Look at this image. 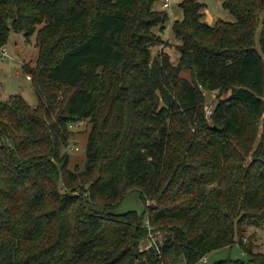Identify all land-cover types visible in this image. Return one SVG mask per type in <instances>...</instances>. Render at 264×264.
I'll return each instance as SVG.
<instances>
[{"label": "trees", "instance_id": "1", "mask_svg": "<svg viewBox=\"0 0 264 264\" xmlns=\"http://www.w3.org/2000/svg\"><path fill=\"white\" fill-rule=\"evenodd\" d=\"M157 1L0 0V48L11 31L37 48L24 70L37 104L0 102V264H196L235 243L246 261L212 264H264L236 239L245 224L264 231V0H222L234 20L214 25L181 0L177 63L151 53L171 16ZM132 190L161 244L141 248L146 221L114 212Z\"/></svg>", "mask_w": 264, "mask_h": 264}, {"label": "rangeland", "instance_id": "2", "mask_svg": "<svg viewBox=\"0 0 264 264\" xmlns=\"http://www.w3.org/2000/svg\"><path fill=\"white\" fill-rule=\"evenodd\" d=\"M181 0H174L171 4L170 21L166 24V30L162 34L163 39L166 40V45H158L151 49L152 56L156 55L160 50L165 51L170 60L173 63H177L178 52L176 45L180 44V40L173 36L171 30V23L173 19H180L182 12L178 6ZM205 4L204 15L202 20L208 25H214L219 19L232 22L233 16L225 10L221 3L222 0H196ZM163 0H158L154 7L157 9H163ZM260 32V29H259ZM6 49V58L1 56L0 53V101L4 102L11 94H21L25 101L30 106L37 104V97L32 87L30 79H27V73L24 71L26 67H33L37 58V48L35 46V36L26 38L22 33L10 32L9 39L4 46ZM256 48L259 49L258 45ZM264 62V57H262ZM181 76L190 79V72L188 70H182ZM205 107L207 110H211L216 104L218 97L217 92H205ZM225 96L222 95L221 98ZM90 124L87 120L80 123L79 126L73 127V134L71 136V142L68 150L71 156V167L78 165L82 167L85 159V144L87 141L88 131ZM76 144L74 145V143ZM75 146L78 148L74 149ZM148 204L154 205V202ZM134 212L138 216L143 217L145 222L148 218L146 211V205L142 200L139 191L132 190L124 195L117 203L115 213L121 214L126 212ZM165 230L159 229L157 226H152L147 229V237L140 243L141 248H148L152 244H161L164 240ZM242 239V242L247 244L248 247L254 252L264 253V231L260 227L245 224L242 226L241 231L237 234L236 239ZM247 255L243 252L240 246L235 243L229 247H223L207 254L196 264H212L221 260H247ZM252 264H260L253 262Z\"/></svg>", "mask_w": 264, "mask_h": 264}, {"label": "built area", "instance_id": "3", "mask_svg": "<svg viewBox=\"0 0 264 264\" xmlns=\"http://www.w3.org/2000/svg\"><path fill=\"white\" fill-rule=\"evenodd\" d=\"M174 2V0H163V2H162V4H163V7L164 8H167V9H170V7H171V4ZM0 53H1V56L2 57H4V58H6V56H7V53H6V49L4 48V47H1L0 48ZM27 79H30V77L29 76H27ZM210 113H211V110H207L206 109V115L208 116V115H210ZM83 121H80V122H77V123H74V126H79L80 125V123H82ZM74 126H72V127H74ZM71 127V126H70ZM74 149H78L76 146H75V148ZM146 225L149 227V222H148V220H146Z\"/></svg>", "mask_w": 264, "mask_h": 264}, {"label": "crops", "instance_id": "4", "mask_svg": "<svg viewBox=\"0 0 264 264\" xmlns=\"http://www.w3.org/2000/svg\"><path fill=\"white\" fill-rule=\"evenodd\" d=\"M21 95V94H20ZM0 102H2V101H0Z\"/></svg>", "mask_w": 264, "mask_h": 264}]
</instances>
